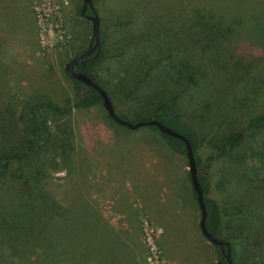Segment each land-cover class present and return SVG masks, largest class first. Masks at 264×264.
<instances>
[{
  "label": "rangeland",
  "instance_id": "374dc122",
  "mask_svg": "<svg viewBox=\"0 0 264 264\" xmlns=\"http://www.w3.org/2000/svg\"><path fill=\"white\" fill-rule=\"evenodd\" d=\"M126 1L132 2L93 0L101 25ZM180 1L190 3V8L197 3ZM261 1L207 3L215 11L230 15L232 9L242 10L247 2L260 12ZM82 5L83 0H0V106L6 105L7 97L10 106L15 105L10 108L15 110L16 125L7 139L13 147L22 145L28 129L35 130L32 111L26 106L31 94L38 105L65 107L84 91L83 87L74 88L65 72L66 63L87 49L90 42L92 23L81 15ZM161 6L165 8V2ZM261 20L264 25V15ZM238 29L243 34V49H238L231 60L235 64L224 60L219 63L222 67L206 70L204 86H210L217 95L214 109L205 115L198 108L199 114L193 111L188 118L213 128L198 144L203 158L230 134L244 133L232 154L238 162V169L229 173L233 184L227 186L218 180V170L230 166L224 159L218 160L211 164L210 191L228 209L235 206L237 217L242 219L258 210L264 213V129L254 136L248 130L251 120L264 114V41L253 42L244 27ZM142 47L137 53L150 54ZM183 49L188 54L185 57ZM192 50L181 44L180 59L184 63L194 62ZM131 56L129 51L124 59L133 64L136 60ZM107 59L98 67V79L111 91V82L121 72L120 64L111 61V56ZM107 112L103 105L73 109L56 121L50 119L46 131L37 136L32 163L27 162L25 174L37 176L42 188L63 208L51 218L49 207L40 208L35 215V219L46 222L47 238L62 237L68 217L80 235L96 230V224H91L98 219L113 229L127 254L133 256L124 264L132 260L135 264H212L215 249L200 230V208L188 177L187 158L172 152L155 131L120 126ZM138 116L129 113L127 119L136 121ZM16 183L21 187L19 179L9 178L1 184L2 201ZM257 225H246V230L252 232ZM12 247L6 243L3 252L9 254ZM122 253L119 250V255Z\"/></svg>",
  "mask_w": 264,
  "mask_h": 264
},
{
  "label": "trees",
  "instance_id": "16d2710c",
  "mask_svg": "<svg viewBox=\"0 0 264 264\" xmlns=\"http://www.w3.org/2000/svg\"><path fill=\"white\" fill-rule=\"evenodd\" d=\"M177 1L124 2L120 6L121 10L112 13V16L109 13V18L100 25L101 47L98 55L94 57L93 52L87 57V62L76 66L75 70L85 73L106 88L120 118L128 120V114L136 112L139 116L134 117L136 121L130 122L157 120L190 139L198 166V177L205 193L207 230L229 241L233 264H264L263 211L258 210L259 213L255 212V215L240 219L235 206L228 209L210 195L213 175L211 164L215 161L224 159L227 161L226 165L230 164L218 170V180L227 186L233 184L229 173L238 169V162L232 154L244 133L230 134L222 142L215 144L212 152L203 158L198 144L205 141L204 137L213 128L210 124H199L188 118L193 111L199 114L198 108L205 115L214 109L217 95L210 86H204L206 70L222 67L219 63L224 60L232 66L235 64V60H231L237 55L238 49H243V34L238 27H244L253 42L264 41V25L261 22L264 0L261 1L260 12L255 9L254 4L251 6L247 2L243 4L242 10L239 7L232 9L230 15L215 11L207 0L202 3L197 0L191 8L190 3ZM164 2L165 8L161 6ZM91 13L90 10L87 11V14ZM106 24L109 26H105ZM89 43H93V40L90 39ZM181 44L188 46V49L194 48L190 54L194 58L192 65L184 63L183 58L180 59ZM143 45V50L148 49L150 54L137 53V49ZM232 50L235 51L231 55ZM129 51L132 52L131 60H136L132 61L133 64L124 59ZM182 52L183 57L188 55L185 49ZM109 56L113 59L111 61L120 64L118 71L121 72L117 80L111 82V91L98 79V67ZM66 75L74 88H84L83 93L77 94L65 107L52 103L38 105L31 94L26 100V106L32 111L35 130L30 128L26 131L20 146L13 147L7 141L16 125L15 110L10 108L15 105L10 106V97H7L6 105L0 106V186L9 178L19 179L21 183V187L14 184L15 188L5 193L3 201L0 198V264H124L123 262L128 261L127 258L133 259V256L127 254L119 236L112 232L113 229L102 221L100 223L96 217L97 223L91 224H96V230L83 235L73 229V219L70 221L68 217L66 232L60 238H55L54 235L47 238L44 229L46 222L35 219L40 208L49 207L47 214L50 218L63 209L42 188L37 176L27 177L25 174L27 162L32 163L31 155L37 136L46 131L50 119L56 121L73 109L87 110L102 105V98L96 90L71 79L67 73ZM218 102L223 106L220 98ZM140 113H145L147 117L140 116ZM145 128L155 131L172 152L186 157V145L182 139L162 133L153 125ZM260 129H264V114L252 119L248 125L252 136ZM188 177L190 180L189 172ZM90 213L94 215L93 211ZM258 214L263 218H258ZM251 223H259L252 232L246 230V225L251 226ZM6 243L14 246L9 254L3 252ZM213 247L216 260L212 264H228L220 246ZM119 250L124 254L119 255ZM130 262L135 264V260Z\"/></svg>",
  "mask_w": 264,
  "mask_h": 264
},
{
  "label": "water",
  "instance_id": "95a60500",
  "mask_svg": "<svg viewBox=\"0 0 264 264\" xmlns=\"http://www.w3.org/2000/svg\"><path fill=\"white\" fill-rule=\"evenodd\" d=\"M89 8L92 12L90 15L85 14V10ZM81 15L84 16L87 20H89L91 25V40H93V43H91L86 51L81 53L78 56H75L70 61H68L65 65V72L69 75L71 79L78 80L82 82L86 87H90L94 90H96L101 98H102V105L103 107L108 111V115L118 123L120 126H124L130 129H138V128H145L148 126H156L158 130L162 133L169 134L173 137L182 139L185 142L186 145V157L188 161V171L190 174V180L191 185L193 188V191L197 194V203L200 208V218H199V225L200 230L204 237L213 245H219L223 255L227 259L228 264H233V260L231 258V245L229 241H226L216 235H213L211 232H209L205 225L206 220V205H205V193H203V188L200 183L199 177H198V166L195 159L194 150L192 148V143L190 139L184 135L183 133L173 129L169 128L166 125L160 123L157 120H145V121H138V122H130L128 120L122 119L118 116L117 110L114 107V104L111 100L110 95L107 91L103 89L102 86L97 84L95 81L92 80L91 77L86 75L82 72H77L75 70V67L81 64H84L87 62V57L95 52L94 57H96L100 51L101 47V41H100V35H99V28L101 25L100 18L97 14V12L94 9L93 6V0H83V7L81 9Z\"/></svg>",
  "mask_w": 264,
  "mask_h": 264
},
{
  "label": "flooded vegetation",
  "instance_id": "af4514ba",
  "mask_svg": "<svg viewBox=\"0 0 264 264\" xmlns=\"http://www.w3.org/2000/svg\"><path fill=\"white\" fill-rule=\"evenodd\" d=\"M82 7H83V5H82ZM89 10H90L89 8H87V9L85 10V14H86V15H90V14H87V11H89ZM90 44H91V43L88 44V47H89ZM88 47H87V49H88ZM87 49H86V50H87ZM86 50H85V51H86ZM91 54H92V53H91Z\"/></svg>",
  "mask_w": 264,
  "mask_h": 264
}]
</instances>
